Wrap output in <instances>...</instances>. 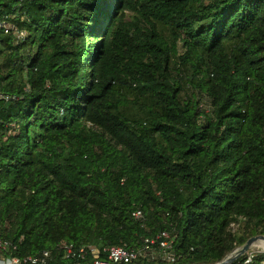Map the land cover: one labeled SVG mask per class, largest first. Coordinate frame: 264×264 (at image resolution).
Returning a JSON list of instances; mask_svg holds the SVG:
<instances>
[{
    "label": "trees",
    "instance_id": "obj_1",
    "mask_svg": "<svg viewBox=\"0 0 264 264\" xmlns=\"http://www.w3.org/2000/svg\"><path fill=\"white\" fill-rule=\"evenodd\" d=\"M9 15L27 33L0 30V237L16 255L169 230L177 264H216L264 236V0H0Z\"/></svg>",
    "mask_w": 264,
    "mask_h": 264
},
{
    "label": "built area",
    "instance_id": "obj_2",
    "mask_svg": "<svg viewBox=\"0 0 264 264\" xmlns=\"http://www.w3.org/2000/svg\"><path fill=\"white\" fill-rule=\"evenodd\" d=\"M13 18L14 16L10 15L0 16V30L5 35L13 36L18 42L24 39L27 33L12 23ZM2 98L9 100L13 97ZM132 217L138 222L144 221V214L140 210L133 211ZM175 238L169 230H161L156 235L145 238L138 248L120 245L102 250V255L94 247L77 249L71 243L62 242L58 246V257H54L50 250L20 257L16 255L17 246L0 237V264H151L156 258L162 264H177L180 256L175 252ZM250 260L249 257L246 263ZM260 264H264V261Z\"/></svg>",
    "mask_w": 264,
    "mask_h": 264
},
{
    "label": "water",
    "instance_id": "obj_3",
    "mask_svg": "<svg viewBox=\"0 0 264 264\" xmlns=\"http://www.w3.org/2000/svg\"><path fill=\"white\" fill-rule=\"evenodd\" d=\"M262 242L264 243V236L258 235L255 237L249 238L242 246L235 248L231 253H229L224 259L216 264H232L240 257L248 254L250 249L254 246L255 243ZM260 252V251H258ZM264 253V252H262Z\"/></svg>",
    "mask_w": 264,
    "mask_h": 264
},
{
    "label": "rangeland",
    "instance_id": "obj_4",
    "mask_svg": "<svg viewBox=\"0 0 264 264\" xmlns=\"http://www.w3.org/2000/svg\"><path fill=\"white\" fill-rule=\"evenodd\" d=\"M131 14L130 13H128V16H130ZM179 52L180 53H182V49H179ZM175 70V69H174ZM200 108L202 109V110H204L205 112H209L210 111V108H209V106H208V104H207V102H206V100L205 99H203L202 100V102H201V106H200ZM237 229H238V225L237 224H233L232 226H231V232L232 233H235L236 231H237ZM255 236H258V235H255ZM255 236H253V237H255ZM251 238V237H250ZM261 255V254H264V253H262V252H258V250L256 249V248H251L250 249V251L248 252V254H246V255ZM156 257H157V254H156ZM151 264H162V262H160V260L158 259V258H156L155 259V261L153 262V263H151Z\"/></svg>",
    "mask_w": 264,
    "mask_h": 264
},
{
    "label": "bare ground",
    "instance_id": "obj_5",
    "mask_svg": "<svg viewBox=\"0 0 264 264\" xmlns=\"http://www.w3.org/2000/svg\"><path fill=\"white\" fill-rule=\"evenodd\" d=\"M253 248H256L260 252H264V243L257 242L254 244Z\"/></svg>",
    "mask_w": 264,
    "mask_h": 264
}]
</instances>
